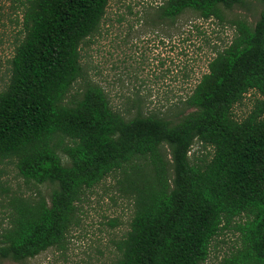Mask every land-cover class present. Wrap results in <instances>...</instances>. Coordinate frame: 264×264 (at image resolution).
I'll use <instances>...</instances> for the list:
<instances>
[{"label": "trees", "instance_id": "16d2710c", "mask_svg": "<svg viewBox=\"0 0 264 264\" xmlns=\"http://www.w3.org/2000/svg\"><path fill=\"white\" fill-rule=\"evenodd\" d=\"M108 1H16L19 28L0 89V161L49 192L0 185V264L64 249L85 190L109 175L132 203L110 264H202L227 229L237 245L217 264H264V0H164L153 8L152 22L173 24L190 11L233 29L174 120L138 108L123 114L86 78L80 49ZM249 1L261 6L252 23L226 18ZM249 90L259 97L236 119L232 107ZM194 141L210 148L207 159H189Z\"/></svg>", "mask_w": 264, "mask_h": 264}, {"label": "rangeland", "instance_id": "374dc122", "mask_svg": "<svg viewBox=\"0 0 264 264\" xmlns=\"http://www.w3.org/2000/svg\"><path fill=\"white\" fill-rule=\"evenodd\" d=\"M16 1L0 0V89L9 74L8 60L19 28ZM162 1L109 0L98 32L80 49V61L86 78L102 87L114 109L133 114L138 108L142 114L155 112L174 120L181 108L179 100L205 71L213 49L220 50L228 43L233 29L214 19L202 20L190 11L181 13L173 24L152 22V10ZM260 7L258 2L249 1L226 12V18L243 17L252 23ZM81 85L82 80H77L70 94ZM258 97L247 91L232 107L234 118L244 117ZM188 155L192 161L207 159L210 148L194 141ZM0 185L24 194L38 190L47 196L49 192L47 184L25 183L7 160L0 161ZM117 187L109 175L85 190L77 205V224L67 233L64 249L44 251L26 264H110L132 214L131 200ZM4 213L0 206V225L5 222ZM211 243L214 246L202 264H217L237 245V232L224 230Z\"/></svg>", "mask_w": 264, "mask_h": 264}]
</instances>
